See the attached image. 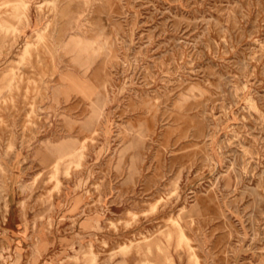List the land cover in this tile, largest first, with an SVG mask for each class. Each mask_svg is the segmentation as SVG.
Returning a JSON list of instances; mask_svg holds the SVG:
<instances>
[{
  "label": "rangeland",
  "instance_id": "374dc122",
  "mask_svg": "<svg viewBox=\"0 0 264 264\" xmlns=\"http://www.w3.org/2000/svg\"><path fill=\"white\" fill-rule=\"evenodd\" d=\"M0 264H264V0H0Z\"/></svg>",
  "mask_w": 264,
  "mask_h": 264
}]
</instances>
